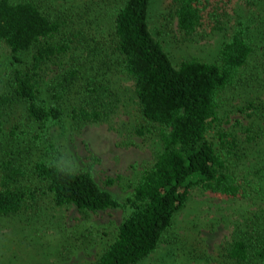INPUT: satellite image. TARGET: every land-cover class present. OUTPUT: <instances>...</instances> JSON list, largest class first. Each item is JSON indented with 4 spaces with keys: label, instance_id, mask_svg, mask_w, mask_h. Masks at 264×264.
<instances>
[{
    "label": "trees",
    "instance_id": "obj_1",
    "mask_svg": "<svg viewBox=\"0 0 264 264\" xmlns=\"http://www.w3.org/2000/svg\"><path fill=\"white\" fill-rule=\"evenodd\" d=\"M151 2L92 0L84 12L68 13L76 20L56 0H0V43L15 62L9 90H0V136L5 111L16 102L27 124H14L6 144L0 137V216L31 222L68 205L82 214L122 207L123 219L91 264H137L163 240L169 241L167 256L178 249L184 255L172 229L197 189L241 209L229 238L217 246L216 264H264V205H252L264 201V186L255 188L251 177L237 172L229 155L238 144L216 129L226 95L246 85L243 71L259 40L251 32L264 23V6L247 19L236 8L253 0H172L177 28L186 35L204 19L212 29L233 19L215 61L187 58L175 65L150 30ZM108 10L105 24L101 14ZM52 65L57 71L50 77ZM125 80L130 84L122 85ZM128 98L143 121L135 132L155 135L160 149L119 201L90 170L65 164L52 127L106 120Z\"/></svg>",
    "mask_w": 264,
    "mask_h": 264
},
{
    "label": "rangeland",
    "instance_id": "obj_2",
    "mask_svg": "<svg viewBox=\"0 0 264 264\" xmlns=\"http://www.w3.org/2000/svg\"><path fill=\"white\" fill-rule=\"evenodd\" d=\"M56 1L65 7L66 15L77 10L84 12V3L92 2ZM261 6H264V0H253L252 6L241 3L236 10L239 17L249 19L251 15L256 16L253 13H257ZM92 9L94 13L99 8L95 6ZM68 15L77 20V17ZM101 15L105 17L103 22L106 24L109 10ZM227 19V24L221 29H212L204 19L194 33L186 35L177 28L172 0H152L150 4V30L175 65L187 58L215 61L233 22L230 16ZM259 27L251 32V36L259 40H253L256 52L243 71L247 77L246 85L236 87L226 95L216 126V129L234 136L238 148L235 154L229 155L231 162L239 174L251 177L252 185L258 189L264 186V23ZM24 59H29L28 55L24 54ZM11 62L14 61L8 49L0 43V90H9ZM54 66L49 69L50 77L57 71H51ZM121 84L130 82L125 80ZM250 101L252 103L248 105ZM121 102L106 120L77 126L65 121L63 129L52 127L53 140L59 143L65 164L70 168L90 170L99 185L119 201L132 192L138 176L152 164L156 151L160 149L155 135L135 132V125L143 121L132 99ZM5 120L0 137L6 144L11 140L9 132L14 124L20 123L19 128L22 129L27 126L21 103L16 102L6 109ZM23 137L28 140V133ZM210 137H214L212 133ZM213 141L217 139L213 138ZM258 203L264 205L262 200L257 203L255 200L252 205ZM240 211V208L236 210L232 200L193 190L187 205L176 215L172 229L178 235L180 241L177 243L182 245L184 255L178 249L176 255L173 253L174 258L167 256L172 253L167 254L169 241L163 240L154 252L137 264H216L217 246L229 238ZM125 212L122 207H117L82 214L73 205H68L50 208L31 222L20 216H0V264H91L103 250L104 243L114 235ZM103 231L107 232L106 236L99 235ZM198 240L203 242V247ZM194 250L207 252V258H194L191 255Z\"/></svg>",
    "mask_w": 264,
    "mask_h": 264
}]
</instances>
